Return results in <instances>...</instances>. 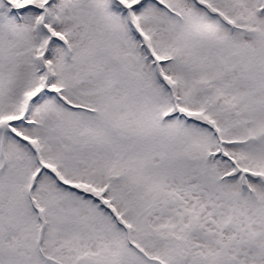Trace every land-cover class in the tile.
<instances>
[{
  "label": "snow or ice",
  "instance_id": "obj_1",
  "mask_svg": "<svg viewBox=\"0 0 264 264\" xmlns=\"http://www.w3.org/2000/svg\"><path fill=\"white\" fill-rule=\"evenodd\" d=\"M0 264H264V0H0Z\"/></svg>",
  "mask_w": 264,
  "mask_h": 264
}]
</instances>
